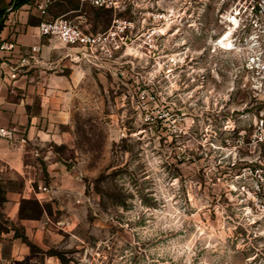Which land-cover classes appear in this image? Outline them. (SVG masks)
Instances as JSON below:
<instances>
[{
	"label": "rangeland",
	"instance_id": "1",
	"mask_svg": "<svg viewBox=\"0 0 264 264\" xmlns=\"http://www.w3.org/2000/svg\"><path fill=\"white\" fill-rule=\"evenodd\" d=\"M52 1L48 19L66 15L91 32L113 22L79 0ZM12 2L0 0L7 15ZM228 4L204 0L185 7L193 17L152 21L164 34L137 35L118 60L123 73L92 80L68 105L71 146L54 150L84 193L64 196L69 208L54 218L65 224L34 264H264V218L234 178L252 155L237 141L250 103L235 78L240 53L210 50Z\"/></svg>",
	"mask_w": 264,
	"mask_h": 264
},
{
	"label": "crops",
	"instance_id": "2",
	"mask_svg": "<svg viewBox=\"0 0 264 264\" xmlns=\"http://www.w3.org/2000/svg\"><path fill=\"white\" fill-rule=\"evenodd\" d=\"M39 20L32 4L24 3L8 14L0 32V44H14L0 49V128L13 132L12 139L0 137V264L38 263L39 254L56 242L54 225L65 224L54 218L56 210L69 208L64 196L84 193L81 179L54 149L71 146L68 105L87 83L105 79L93 68L72 62L67 48L41 37ZM32 46H39L40 63L22 65ZM12 71L14 78L9 76ZM39 186L55 187L54 200H45ZM24 203L34 204L36 213L26 211ZM56 260L55 255L46 256L47 262Z\"/></svg>",
	"mask_w": 264,
	"mask_h": 264
},
{
	"label": "built area",
	"instance_id": "3",
	"mask_svg": "<svg viewBox=\"0 0 264 264\" xmlns=\"http://www.w3.org/2000/svg\"><path fill=\"white\" fill-rule=\"evenodd\" d=\"M97 9L109 10L113 13V22L105 30L91 32L80 27L66 15L48 19V11L52 0H32L33 8L39 16L38 34L49 41L69 50L66 56L76 64H84L96 72L105 75L123 72V63L119 58L125 56V47L136 45L137 35L151 36L155 32L164 34L165 29L150 27L152 21L169 18L193 17L194 12L187 15L186 9L204 0H79ZM228 7L216 14L214 27L209 30L218 35L211 41V52L218 48L225 51L237 50L240 53L239 69L235 76L238 85L248 96L250 103L240 115L247 123L246 130L239 132L238 143L246 147L252 154L247 163L234 175L235 179L246 182V193L250 203L264 218V0H227ZM159 2L177 3L179 8L158 11L153 4ZM186 5V6H183ZM186 7V9H185ZM197 8V7H196ZM11 10V7L8 9ZM222 28V30H219ZM229 31L232 48L227 49L221 43L223 32ZM215 46V47H214ZM11 42L1 43L0 49H12ZM149 47L151 45L149 44ZM39 46H32L31 52L20 60L24 64L40 63ZM117 74V73H116ZM12 71L10 77H16ZM232 84V81H231ZM140 97L144 99V95ZM10 129L0 128V137L12 139ZM256 153V154H255ZM235 163H233L234 166ZM45 193L47 201L55 198L56 188L39 186ZM247 208H251L250 205Z\"/></svg>",
	"mask_w": 264,
	"mask_h": 264
},
{
	"label": "trees",
	"instance_id": "4",
	"mask_svg": "<svg viewBox=\"0 0 264 264\" xmlns=\"http://www.w3.org/2000/svg\"><path fill=\"white\" fill-rule=\"evenodd\" d=\"M30 2H31V0H14L12 2L11 10H15L20 5H22L24 3H30ZM101 10H103V9H101ZM104 11H109V10H104ZM7 16L8 15L6 14V9L4 7L0 8V32L3 29L4 25H5Z\"/></svg>",
	"mask_w": 264,
	"mask_h": 264
},
{
	"label": "bare ground",
	"instance_id": "5",
	"mask_svg": "<svg viewBox=\"0 0 264 264\" xmlns=\"http://www.w3.org/2000/svg\"><path fill=\"white\" fill-rule=\"evenodd\" d=\"M229 34L230 32L229 31H224L223 32V37H221L220 39V43L225 47V48H232V42L231 40L229 39ZM225 35L227 36L228 35V38H225ZM215 47V46H214Z\"/></svg>",
	"mask_w": 264,
	"mask_h": 264
}]
</instances>
